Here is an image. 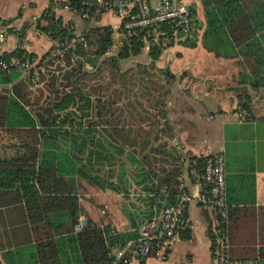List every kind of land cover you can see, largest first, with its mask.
<instances>
[{
  "label": "trees",
  "instance_id": "1",
  "mask_svg": "<svg viewBox=\"0 0 264 264\" xmlns=\"http://www.w3.org/2000/svg\"><path fill=\"white\" fill-rule=\"evenodd\" d=\"M200 4L203 21L193 18L188 31L167 23L133 30L121 23L117 29L91 25L72 46L37 60L43 71L35 86L26 73L22 82L0 89V135L14 140L13 153L0 156V191L19 192L30 222L42 220L40 213L50 211L48 222L57 224L67 216L70 225L77 224V177L96 188L122 192L128 199L127 193H132V200L142 203L141 220L175 202L181 164L174 148L168 147L171 134L165 111V96L175 76L167 67L155 66L163 49L173 43L193 47L200 40L215 56L238 57L250 64L249 84L264 86V0ZM189 11L194 16V8ZM42 19L44 24L37 27L46 36L58 42L72 37L53 11L47 9ZM146 42L147 63L120 66L121 60L138 55ZM112 46L115 53L107 54ZM0 59L33 62L34 55L16 49L1 53ZM21 72L0 68V85ZM192 159L198 170L202 157H189L186 170ZM134 215L126 212L129 230L113 233L83 216L81 228L53 239L59 263L110 264V249L135 237ZM59 226H53L57 233ZM24 253L28 257L20 264L38 263L32 252ZM7 254L11 259L12 252ZM257 263L264 264V257Z\"/></svg>",
  "mask_w": 264,
  "mask_h": 264
},
{
  "label": "crops",
  "instance_id": "2",
  "mask_svg": "<svg viewBox=\"0 0 264 264\" xmlns=\"http://www.w3.org/2000/svg\"><path fill=\"white\" fill-rule=\"evenodd\" d=\"M181 1L188 8H194L191 19L203 21L200 0ZM60 4L61 0H0V22L7 24L0 38V54L19 49L32 53L33 63L42 55L46 56L47 51L59 43L37 27L44 24L42 15L47 9L61 18L74 38L91 26L60 8ZM119 23L115 16L103 13L93 25L117 29ZM113 37L117 40L116 32ZM261 45H264L263 40ZM115 50L116 46H112L107 54ZM147 50L146 42L143 53L121 61L127 65L134 61L147 63ZM155 66L167 67L175 76L165 96V111L171 134L167 139L168 147L174 148L181 164L179 182L194 196L199 187L188 176L187 159L202 157L208 152L220 153L227 202L223 253L230 259L264 257V86L249 84L253 80L249 74L250 64L241 62L238 57L215 56L200 40L193 47L177 43L166 47ZM25 76L26 72H21L17 79L0 85V89H9ZM171 95H175L173 103ZM11 143L13 139L4 133L0 135V156L13 153ZM76 181L78 217L84 216L100 229L108 226L111 233L130 229L126 212L135 213V226L142 221L138 214L144 210L142 203L132 200V193H127L128 199L122 192L96 188L82 178L77 177ZM84 186L92 192L91 202L81 198L80 189ZM45 212L40 213L42 220L30 222L19 192L0 191V264L8 261L20 264V259L28 257L25 250L36 255L37 264H60L53 239L74 231L76 224L70 225L67 216L57 224L48 222L46 214L50 211ZM185 218L187 224L179 229L168 247L152 250L143 264H215L212 212L202 210L192 198L185 209ZM57 225H60L58 233L53 229Z\"/></svg>",
  "mask_w": 264,
  "mask_h": 264
},
{
  "label": "built area",
  "instance_id": "3",
  "mask_svg": "<svg viewBox=\"0 0 264 264\" xmlns=\"http://www.w3.org/2000/svg\"><path fill=\"white\" fill-rule=\"evenodd\" d=\"M60 8L76 15L86 23L93 25L103 13H109L119 19L126 30L152 29L160 23L188 31L191 27V15L188 6L181 0H61ZM7 27L0 22V38ZM72 37L51 47L45 58H50L80 40ZM0 68H15L29 74V83L36 85L41 67L33 62L0 59ZM188 176L198 185L199 191L193 196L179 184L174 203L163 207L158 212L137 224L136 237L114 247L110 264H140L152 250L165 248L186 223L185 209L193 198L202 210L213 214L212 232L216 238L213 252L215 264H258L257 259H230L223 253L225 236L223 225L226 220L227 203L225 201L223 156L208 152L202 156L201 166L195 168L194 159L190 160ZM85 224L79 217L76 228Z\"/></svg>",
  "mask_w": 264,
  "mask_h": 264
},
{
  "label": "rangeland",
  "instance_id": "4",
  "mask_svg": "<svg viewBox=\"0 0 264 264\" xmlns=\"http://www.w3.org/2000/svg\"><path fill=\"white\" fill-rule=\"evenodd\" d=\"M142 50H143V48H142ZM142 50H141V52L143 53ZM126 65H127V63L125 61H120L121 67H124ZM174 96L171 95V102L172 103L174 102V98H175ZM91 193H92L91 190H89V188H87V186H84V187H82V189H80L81 198L84 202H87V201L91 202V196H90ZM176 260H178V259H176Z\"/></svg>",
  "mask_w": 264,
  "mask_h": 264
}]
</instances>
